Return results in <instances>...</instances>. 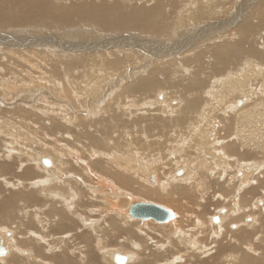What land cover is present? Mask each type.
<instances>
[{"label": "bare ground", "instance_id": "6f19581e", "mask_svg": "<svg viewBox=\"0 0 264 264\" xmlns=\"http://www.w3.org/2000/svg\"><path fill=\"white\" fill-rule=\"evenodd\" d=\"M234 2L235 0H231L230 2L232 5L231 6L232 8L230 10L235 9L234 16H231L230 15L231 12L229 11L226 21L221 24V22L219 21L220 19L219 13L220 11H222L223 13V10L225 8V7H221L222 4L221 0H206V4L204 6L202 5L197 8L193 6L192 10L190 11L188 10V12H179L182 2L178 0H156L155 2H153V4L146 3L143 1L142 3H140V0H0V28L3 27H5V29H7V27L13 28L12 31H9L7 33L0 32V65H2L0 67V70L4 71L3 74H0V83H4L5 86H9L10 88L14 80L10 78L7 79L5 74L8 73L12 75V77H14L15 79L20 77L16 75L17 74L16 68L22 62L26 65L31 66L35 70L39 71L41 76L37 78L38 80H35V78L31 75L30 72L27 73V75L31 78L32 83L30 84L24 83L23 86L20 85L23 88L21 91L24 94H27L25 95L24 98H22L23 100H20L19 98L17 99L13 95L15 97V100L17 99L16 100L17 105L18 103L25 101L26 107L33 103L35 104L33 105V108L35 107L39 109V107L42 108V105H45L46 109H50V106L44 103L46 101L47 102L55 101L58 105H62L63 101L61 102V100H59L60 98H58V93L60 91V93H62L63 95L65 89L68 93L67 96L68 100L64 101L63 103L69 105V107L68 106L67 107L70 109V111H68L69 109L66 110L63 108H62L63 109L62 112L51 111L50 114L57 115L56 117L58 118L56 119L53 118L54 119L53 125L52 124L49 125L48 123V126L50 130L51 129L52 130L56 129L57 131L60 130L58 133L63 134L61 136H66L68 133H69L68 136H70V132L71 133L76 132L75 138L76 139L81 138L83 140V143L86 144L85 146L84 145L81 146L82 149L81 154L73 155L75 158L74 160L72 159V162L74 161L77 162L79 168H76L71 164H64V167L67 168L65 172L63 171V165H62L63 162L61 161V157L60 156L54 157L52 155L55 152H57L56 149L59 147L58 144L59 141L56 140L57 137L56 135L58 134H53V136L49 134L51 140L53 141V144H48L47 146L48 148H42L41 151L39 152L34 150L36 152V155H29V153L27 152L29 151L28 149L26 150V152L24 151L21 152L22 157L23 156L26 157L28 155L29 159L32 160V162L34 163V165L38 170L43 169L42 160L45 157L42 156L43 155L47 156L48 153L49 156L52 155L54 157L53 160L55 166L57 163V166L60 165L62 169H59L57 167L51 168V170L49 171V176L47 175L48 178L46 179H41L40 178L41 175L35 173L36 176L33 179H31V181L33 182L29 184L25 182H21V180H17L18 184L15 185V190L21 189L22 187H24V189L25 188L32 189V187L34 186L36 189H32L33 193L39 194L40 197L44 199L45 203H47L46 207L47 206L51 207L50 213L48 214V216L51 215L50 219L49 218L42 219L38 214H36L35 216L37 220L40 218L41 221L38 222L39 225L38 232L33 231L34 234L37 236L36 239L32 241L35 247L34 250L33 249L31 250V253H33V258L28 257L19 261H23L24 262L23 264H40L38 262L39 256H42L40 254H42V250L44 249V247L41 245H43L42 241L45 240L43 239L41 240L39 239V237L46 236L45 234L47 233L46 228L44 227L45 226L44 222L49 223L50 221H52L53 224L50 227L54 226L59 228L60 230H66L69 232L73 230L72 223L70 221L72 220V222H75L77 221V219H80V220H84L83 225L85 227H87L86 225H89L90 222L93 223L92 227L94 232L103 231L104 225L100 226L99 223L95 224L100 220L98 219L92 220L91 218L94 217L86 218L85 213H87L88 211L90 213H94L93 215L97 216L98 218L104 216L103 212H107L110 215L113 214L114 216L112 219H110L109 225H108L109 220L107 221L106 224V226H109L110 232L112 231V233L120 234L121 232L124 231V228L129 223L133 225L136 224L140 225L136 230L137 232L136 240L141 241L142 243L141 251H140L142 258L140 260H136V262H132L131 264H176V262L180 260L182 261L189 260L188 263L186 264H212L216 260H220L221 261L220 264H222L223 262L224 264H246L254 259L264 261V200H261L258 203L255 202L256 199L254 200V202L251 201L250 199H246V202L247 200H250L252 202L251 205L254 204L253 208L255 209L253 210L255 211L254 212L255 215L251 216V221L249 220L250 221L249 223H246V221L243 220V216L245 215H242V217L237 216L233 218L234 216H236L235 210L247 209L245 206L244 207L240 206L241 198L242 196H244V195L240 196V194L243 193L242 192L243 189L244 190L247 189L249 185H252V183H254V185H252L254 188L253 192L259 189L264 190L263 188L264 181L260 182V179L264 177V173L263 175L260 174L261 170L262 169L264 170V157L263 160L262 159L258 160L257 164H255L252 167L248 165H243L241 166L240 170H239L240 167L237 168L239 172L240 171L242 172L241 174H244V176L243 179L241 180L242 184L237 189V193L235 195V199H234V201L236 202V204H234L235 209L233 208L234 210L232 209L226 214H223L222 210L221 211L219 210L220 214L218 217L220 223H218V225H216L215 227L213 226L214 224L213 225L211 224L212 225L211 228L213 232V235L211 236V240H210L211 244L208 245V241L203 240L201 238V235L203 234L202 236H204L205 233H207L208 231L204 232V230L201 231L199 228L198 230H200L201 232L195 230L197 223L198 225L200 224V226H202L203 224H201V222L203 221L199 220L200 218L199 216L196 215L194 216V213L188 214L186 217L188 218V220L186 219V221L192 222V227H188L184 224L183 222L184 220L179 213L177 215L175 212H174L175 214L172 212L175 217L172 221H170L171 223L170 222L166 223L168 224V226H160L161 228H157L152 231V229L148 226L152 220L141 221L138 219H132L128 215L130 206L133 203H140V202L132 201L130 197L132 196L139 198L138 196H135L133 193L143 192L142 188H139L138 184H143L145 185V187L147 186L152 192L157 193L158 196L163 197L168 201L171 200L181 201L184 202V204L186 203L184 199L187 197V189L194 188L196 189V192L200 195V197L198 198L200 202L205 203L207 199V195H202L203 193L200 192H203V190L207 191L206 190L207 187L205 186H208V183L211 180H209V182H206V180L209 179V176L213 175V171H217L218 169H221V166H223V168L227 167V165L229 164V160H231L230 156L227 154L228 149L230 150H234V149L231 146L228 147L229 143L226 144L225 146H221V148L223 147V149L221 150L223 151V153L219 158L215 155H210L208 153H205L206 159L208 160L212 159L215 162L206 165L204 162L200 160L197 166L193 170H191L192 167L191 161L194 160L195 158L189 155L183 157L189 149L188 148L189 144H187V147H185L184 150H182L181 149L182 145L180 143L176 145V142H174V137L169 139L171 136L169 134L168 135L165 134V138L167 139V141L166 140L163 141L160 139L161 141L156 140L154 144H158L159 146L164 147L163 151L166 153V149L168 148L167 147L168 145L166 143L169 141L170 143L171 141H173L174 143L171 144L168 154L166 155L164 153L165 156L164 157L163 155L161 156L162 159H168V162L169 161L172 162L175 166H178L179 164L181 165L182 162H185L188 165L189 171L186 172L185 177L180 178L181 175L178 176L176 174V172H178L177 170L178 169L180 170V168L178 167L176 170H173L175 172L171 177L169 176V178H162L161 177L162 174H160L159 179L162 178L163 181L160 180L156 182L155 179L157 176L156 172H158L159 170H157V168L155 167L154 161H148L146 157L141 154V152H138V148L134 147L135 141L134 142H131V140L130 142L129 140L125 141L124 146L121 148L119 145L120 142L118 136L115 137L116 139L111 138L112 136L111 137L104 136L103 138H101L100 136H98V132L100 131L98 130L90 131V127L95 125L100 119L96 120L97 118H94L93 121H91L90 119L87 118L88 113L85 111V106H82L81 104L79 105L77 101L76 104L74 103V101L73 102L71 101V99L74 98L76 99L77 96L76 92L82 87L81 81H88L89 84L91 83L103 84V80H102L103 78L109 79L114 75L121 73L125 65H134L132 61L134 60L138 61L139 56L146 57V60L139 61L138 62L139 64H142L143 62L145 63L147 62L146 65L148 64L155 65L154 68H152L150 74L142 79L141 85L140 87H138V91L140 92H144L145 90L148 89H153L154 87H157L156 88L157 90L163 88L164 87L163 79L167 75L168 68L175 66H179L181 72L186 73V75L184 76L185 79L182 80L184 83H188V80L190 78L192 79V81H196V80L198 81L202 78V74L200 72L196 73V75L189 78L187 73L191 68L184 63L182 64L177 56H172L179 53V51L190 50L192 46H194L197 43H200V46L198 49L199 54L194 58L195 62H205L204 60L205 57L208 58L210 56L211 59L215 61V65L218 67V71L214 73L216 75L226 74L225 72H228L229 70H233L235 68L234 71L226 74L223 85H219L222 82V80H215V78L211 77V79H213L212 81H215L218 84L215 85V90L219 88V86H222L218 89V93H217V96H219V100L221 103V104L218 103L217 105L218 108H222L223 105H225L229 101V98L235 93L241 91L242 92H248L250 90L253 91L251 87L254 81L262 80L264 82V61H261L259 59L256 60L255 58V56H258L261 57L260 59L264 60V49L259 48V46L262 44L261 40L263 38L260 36V34L262 33V31H264V0H242L239 2L241 3V5L239 6H237V2L236 3ZM151 5L153 6L150 7ZM179 13L181 16L179 15ZM239 19H242L241 25L237 24ZM174 20L175 22H173ZM78 25H81L83 27L95 26L97 28L102 29L103 31L110 33L119 31V32H134L135 34L120 35L122 37V40H116L114 37H107L101 39V42L99 43V38L96 35V33H93L91 31H83V30L80 31V29H78L77 32L73 30L71 31V33L68 34L65 43L60 42L59 39L56 38L58 35L63 33L65 28H70V27L72 28ZM23 26H29V27L24 29H18V27H23ZM34 27H46L48 31L42 34L35 33ZM167 29H170L171 32L172 30H174V32H172L173 34H175L174 38L172 37L169 39H155V40L153 38L151 39V36H154L160 32H164ZM232 33H236L235 35L237 36L236 37L234 36L235 37L234 39H227L226 34L232 35ZM138 35L139 36L145 35L147 36L146 37L147 39H141L138 37ZM77 39L96 40L97 43H82V42H77ZM175 39L176 40L180 39V41L175 42ZM98 45L99 47L108 46L105 47V49H116L117 56H112L111 58H109V56L104 54V52L93 53L92 51L94 49H97ZM35 50L42 53L45 59L47 60V64H43L44 66H46L45 69L41 70L37 64H32V60L34 56H31L29 54L34 53ZM5 55L9 57V60L6 61L4 60ZM73 55L77 57H73ZM250 60H252L253 63H250ZM5 63H9V65H6ZM79 65L84 69L81 71V74L78 72L77 75L79 76L75 78L74 71ZM143 67H145V65H140L138 69ZM148 67L149 65L146 67V71H148ZM250 73L252 74L251 76ZM43 74L46 75V79L47 81L49 79L50 83H47L46 81V84L41 86L40 83L43 82V80L45 79V76H43ZM59 74H62L61 80L57 76ZM170 80L171 78L169 79V81ZM202 83L199 84V86L202 85ZM56 85H59L61 87L59 86L56 87ZM136 85L137 84L133 86ZM12 86L11 87L13 88V90L11 89L10 92H13L12 94H17L19 90L18 86H14V85ZM47 87L50 90L48 92H47L48 89ZM56 89L58 90V92H54V90ZM196 89L197 86L193 85L194 93L197 92ZM262 89L264 91V86L262 87ZM10 92H8L7 94L9 95ZM42 95H46V98L45 96ZM40 97H44L43 99L44 102L37 104ZM256 102L261 104V106H264V98L258 97L256 98ZM16 103L11 102L10 104H5V103L3 104L9 106ZM23 106L22 105L16 106L17 109L11 112V115L14 116L11 118H16V120L17 119L20 120L19 127L21 126V122H23L25 116L29 115L28 113L29 110ZM92 107H93L92 109H90L89 107L87 109H89L90 112L95 111L96 114V111H98L100 106L95 107V105L92 104ZM245 107L246 106H243L240 110L245 109ZM106 108L107 106H105L101 110L102 115L105 114ZM46 109H43L41 111H43L44 114L48 115L49 110ZM238 110L239 109H237V111ZM120 111H125V110H120ZM211 112H212L211 114L205 113V115L207 114L208 116L209 115L213 116L215 114V111H211ZM246 113L247 114H243V112H240L239 118L243 122L246 120L247 123L249 121V119L247 118L249 116L248 113H254V111H250L248 109ZM1 114H0V118H3V115L5 116V114L3 115ZM105 115L107 116V114ZM122 116L125 115L122 114ZM198 116L200 115L198 114ZM127 117H129V115H127ZM50 118H52V116ZM129 119L130 117L128 118V120ZM30 122H27V124ZM186 122H187L186 120H182L180 118L174 119L171 120L170 122L171 124L168 123L169 125L167 128L171 126L170 129L172 130L177 129L178 131H182L180 133V137H179L180 139H183L186 136V135L184 136V134H187L188 135L187 137H189V135L192 134L191 144L192 145L195 144L194 145L196 146L195 149L198 150L199 152L198 154L200 155L201 153L202 155L203 154L202 147L207 146V144L210 142L209 139L207 138L208 136L204 135L202 137L203 134L202 132L204 130V126L206 123L191 127V125L186 124ZM259 122L258 120H255L254 122H252V124L257 125L258 127H262V125L259 126L261 124ZM182 123H185L186 126L187 125L188 126L181 127ZM75 125H80L81 127L80 132H78L77 128H75ZM147 126H149V128L150 127L153 128V126L150 125L149 123L147 124ZM13 127L14 126H12V128ZM29 128L31 127L29 126ZM21 129L24 130V128ZM17 130L18 129H16V131ZM48 132H50L49 129ZM145 132H146V138L147 139L151 138L148 132L147 131ZM2 133L0 132L1 137L3 135ZM5 133H8V131ZM128 133L129 132H126L125 136L128 135ZM169 133L172 134L171 131ZM241 133H242L241 139L242 140L245 139V141L246 140L249 141L247 139L249 137L246 138L247 136L246 132L243 131ZM119 134H122V132ZM7 135H9V133ZM248 135L250 136L251 134ZM3 136L4 138L6 137L5 135ZM252 136L253 135H251V137ZM255 137L256 136H254L253 139ZM7 138L9 139V137ZM11 139H13V142L6 143L11 147V149H9L8 152L19 153L17 150H15L16 148L13 149L14 145L18 144L16 143L17 142L16 138L11 137ZM29 139H25L24 137L23 142L24 141L28 142ZM219 139L221 138L215 140L216 143H218ZM239 139L240 138H238V140ZM249 139L251 142V138ZM255 144L258 145L257 138ZM24 146L25 145H23L22 147ZM93 147H98L102 149V151H104L102 155L105 156V160L104 162H100L101 160H97L96 162H94L95 160L91 158L92 162H90L89 165H86L83 162L87 160V153H89L88 149L92 150L91 148ZM259 148L260 149H258L256 152L261 151L264 154V144H260ZM106 152H108L109 155H107ZM100 153L94 154V156L97 155L99 156ZM261 156L259 157L257 156V157L260 158ZM20 157L21 156H19V158ZM44 160H50V159H44ZM226 163L227 165H225ZM165 165L166 164H162V167ZM50 167L52 166L50 165ZM232 167L233 170L235 171L236 166L232 165ZM253 170L254 172L250 174ZM160 171H162V169ZM70 172L74 173L75 175L70 180H65L66 175ZM26 173L28 172H25V174ZM183 173H185V170L182 171V175ZM204 174L206 175L205 180L201 179L200 177ZM4 177L5 176L3 171L0 170V179L1 178L4 179L3 184L5 185V187L8 186L10 187L12 185L11 182H9L7 177L5 178ZM85 178L86 180L84 181ZM150 178H153L154 183L151 182ZM193 178L194 180H191ZM36 179L37 181H35ZM189 179H190V186L188 187L182 185H175V184L173 185V183L177 181L189 182ZM196 179L198 180V182H196ZM237 180L240 181L239 179ZM62 181L65 182L61 184ZM150 183L152 185L149 186ZM194 184H198V187L197 186L193 187ZM255 185H259L260 186L259 189L258 188L255 189L254 187ZM83 186L85 188H83ZM175 187L177 188L181 187L184 189V191L177 192L176 190H174ZM49 196L50 199L51 197H53L56 200H51V202L49 203ZM17 197H19V195H16L15 197L12 196L5 198L4 201L0 203L1 204L0 207L4 203H6L5 201L11 202V200L14 201L15 199H17ZM79 197H82V201L79 199ZM29 199L30 196L28 195L27 200ZM39 199L37 201L41 200ZM95 199H97V202L99 200L102 201L104 205L99 207V209L97 210L95 209L91 210L95 205L94 204ZM84 200L86 203L80 204L81 202H84ZM18 201L19 198L17 202ZM39 203L37 205H39ZM243 203L244 201L242 202V205ZM256 203L260 204L261 206L260 205L257 206ZM74 206H75L74 208L75 211L72 212V209L69 208H73ZM88 207H91V209L89 210ZM37 210L39 212H42L43 210L46 209L40 208ZM198 210H202V209L198 207L197 211ZM24 213L26 216H28L29 215L28 209H25ZM250 214H252V211L250 212ZM26 219L27 221H29L28 220L29 218ZM231 223H236V226L234 227L235 228L234 231H231L230 229L226 228L227 224L230 225ZM75 226H76L75 227L76 230L77 222ZM243 226H247V227L244 228ZM141 231L143 232L142 234H146V235L140 236L139 233H141ZM41 232H43L44 235L42 236L39 235L41 234ZM6 233L7 236L10 235L8 232H5V235ZM218 233H220L221 235H217ZM7 236L0 238V243L3 242V246H5L7 250L6 256L8 255L10 249L8 245L9 242L7 243ZM77 238H79V242L84 244L85 249L90 247L92 241L91 234L87 235L85 234V232H83L82 235ZM122 239L128 243L129 242L134 243V240H132L133 238L123 237ZM148 240L152 242V244H150ZM86 241H88L87 244ZM254 242L255 243L258 242V244L254 246L253 244ZM19 244H21V246H24L23 242ZM229 244L230 245L233 244V245L230 246ZM98 245L99 248L101 246L107 247L103 237L101 238L99 237ZM211 247L214 248L211 249ZM227 248H232L233 251L225 252ZM69 249H71V247ZM79 249L81 248H78V251ZM70 251H76V250H69V252ZM65 252H68V250H65ZM79 252L81 253L80 259H82L83 257V260H80V262H83L85 259H89L93 264V260H94L93 254H89L87 253V251H79ZM114 254L115 253H112L111 255L112 260ZM124 256L127 259L126 261L127 263L129 258L127 255ZM172 258L176 261L172 262L173 261L171 260ZM101 259L103 261L104 258L101 257ZM3 260L7 261L6 262L7 264H15L16 259L14 256L10 257L7 260L6 257L0 258V262H3ZM66 264H73V263L71 261H67Z\"/></svg>", "mask_w": 264, "mask_h": 264}, {"label": "rangeland", "instance_id": "374dc122", "mask_svg": "<svg viewBox=\"0 0 264 264\" xmlns=\"http://www.w3.org/2000/svg\"><path fill=\"white\" fill-rule=\"evenodd\" d=\"M142 1L146 2V3H150V4L152 3L153 4V2H155L156 0H140V3H142ZM178 1L182 2L179 12H188V10L189 11L192 10L193 6H195L197 8V7H200L202 5L204 6L206 4V0H178ZM229 1L231 2V0H221V3H222L221 7H225L223 10V13H222V11H220V13H219V17H220L219 21L221 22V24L226 21V18L228 16L229 11L231 12V14H230L231 16H234V14H235V9L230 10L232 8L231 7L232 5ZM240 1H242V0H235L234 3L237 2V6H239V5H241V3H239ZM152 6L153 5H151L150 7H152ZM179 15H180V13H179ZM173 22H175V20ZM241 22H242V19H239L237 24L241 25ZM27 27H29V26L18 27V29H24ZM34 28H35L34 29L35 33L42 34V33H46L48 31V29L46 27H34ZM12 29L13 28H11V27H7V29H5V27H3V28H0V32L1 33H7L9 31H12ZM78 29H80V31L81 30L91 31L93 33H96V35L99 38V43L101 42V39H103V38L114 37L116 40H122V37L120 35L135 34L134 32H119V31L110 33V32L103 31L102 29L97 28L95 26L83 27L81 25H78V26H75L72 28L71 27L65 28L63 33L58 35L56 38L59 39L60 42L65 43L66 37L68 36V34L71 33V31H73V30H75V32H77ZM172 32H174V30H172ZM172 32L170 29H167L164 32H160L154 36H151V39L153 38L155 40V39H169L172 37L174 38L175 34H173ZM256 33H255V35H256ZM235 34L236 33H232V35L226 34V38L227 39H234L237 36ZM260 36L263 38L261 40L262 44L259 46V48L264 49V31H262ZM138 37L141 39H147L146 38L147 36H145V35H142V36L138 35ZM176 41H180V39H178V40L175 39V42ZM77 42L97 43L96 40H90V39H77ZM199 46H200V43H197L194 46H192V48L190 50L179 51V53L172 55V56H177L182 64L184 63L191 68L189 70V72L187 73L189 78L193 77L194 75H196V73H199V72L202 74V78L198 81L196 80L197 82L192 81V79L190 78L188 80V83H184L182 80L185 79L184 76L186 75V73L181 72L179 66H175V67L168 68L167 75L163 79V81H164V83H163L164 87L163 88H160L159 90H157L156 89L157 87H154L153 89H148V90H145L144 92H140V91H138V87H140L142 79L147 77V75L150 74V72L152 71V68H154L155 65L148 64L149 65L148 71H146V67L148 66V65H146L147 62L146 63L143 62L142 64L138 63L139 61H145L146 57L139 56L138 61H136V60L132 61L134 63V65H125L123 67L121 73L116 74L109 79L103 78L102 79L103 84H96V83L89 84L88 81H81L82 87L76 92L77 93L76 99L75 98L71 99V101L72 102L74 101L75 104L77 101L79 103V105L81 104L82 106H85V111L88 113L87 118L90 119L91 121H93L94 118H97L96 120L100 119L95 125L90 127V131H94V130L100 131V132H98V136H100L101 138H103L104 136H107V137L112 136L111 138L116 139L115 137L118 136L119 142H120L119 145L121 148L124 146L125 141H128V140H129V142H130V140H131V142L135 141L134 147L138 148V152H141V154L143 156H145L148 161H154L155 167L157 168V170H159L158 172H156L157 173V176L155 178L156 182H158L160 180L163 181L162 178H169V176L171 177L173 175V173L175 172L173 170H176L178 167L180 168V170L179 169L177 170L178 172L185 170V173H183V175L181 174L180 178L185 177L186 172L189 171L188 165L185 162H182L181 165L179 164L178 166H175L172 162H170V161L168 162V159H162L161 156L163 155V157H164L165 154L166 155L168 154L169 148H170L172 143L176 142V145L178 143H180L182 145V147H181L182 150H184V148L187 147V144H189V147H188L189 149L183 157H186L187 155H189V156H192L193 158H195L194 160L191 161L192 162L191 170H193L197 166V164L200 162V160L202 162H204L206 165H208L209 163L212 164L213 162H215L212 159L211 160L206 159L205 153H208L210 155H215L219 158V157H221V154L223 153V151H221L223 149V147L221 148V146H225L226 144L229 143L228 147L231 146L234 149V150L228 149L227 154L231 158V160H229V164L227 165V163H226L225 165H227V167L223 168V166H221V169H218L217 171H213L212 176L208 175L209 179L206 180V182H209V180H211V181L208 183V186H205V187H207V189H206L207 191L203 190V192H200V193H203L202 195H207V199H206L205 203L200 202V200L198 199L200 197V195L196 192V189H194V188L193 189L192 188L187 189V197L184 199L186 202L185 204H184V202H181V201H174V200L168 201V200L164 199L163 197L158 196L157 193L152 192L147 186L145 187V185H143V184H138L139 188H142L143 192L133 193L135 196H138L139 198L130 196L132 201L156 204V205H159V206L166 208L167 210L172 211L173 213L175 212L177 215L179 213L184 220L183 221L184 224L188 227H192V222L186 221V219L188 220V218H186L187 215L194 213V216L195 215L199 216L200 217L199 220L203 221V222H201V224H203V225L200 226V224L198 225V223H197V225H196L197 228L195 227V230L198 232H201L203 230H204V232L208 231L204 235L206 238L204 236H202L203 234L201 235V238L203 240H207L208 245H209V244H211L210 240H211V236L213 235L211 227L213 224H214L213 226L215 227L216 225H218V223H220V221L218 223H215L213 221L214 217H218L221 210H222L223 214H226L230 210H232L233 208L235 209V205H234V204H236V202L234 201L235 195L237 193V189L242 184L241 180L243 179V176H244V174H241L242 173L241 171L239 172V170L241 169V166L248 165V166L252 167L255 164H257L258 160H261V159L263 160V157H264L263 152L258 151L259 152L258 153L256 151L258 149H260L259 148L260 144H264V136H263L264 135V119H262V118H264V110H263L264 106H261V104L256 102V98H258V97L264 98V91L262 89V87L264 86V82L262 80L254 81L252 84V87H251V89H253V91L250 90L248 92H242L241 91V92L235 93L229 98V101L225 105H223L222 108H218L217 105H218V103H220V100H219V96H217V93H218V89L222 86H219V88H217L215 90V85L217 83L215 81H212L213 79H211V77L215 78V80H222V82L219 85H223L226 74L234 71L235 68L233 70H229L228 72H225L226 74H219V75L214 74L215 72L218 71V67L215 65V61L212 60L210 56L208 58L205 57V59H204L205 62H195L194 61V58L199 54L198 53ZM105 47H108V46H102V47L100 46L99 47V45H98V48L94 49L92 52L93 53L104 52V54L108 55L109 58H111L112 56H117L116 49H105ZM29 55L34 56V58L32 60V64H37L41 70L46 68V66H44L43 64H47V60L45 59V57L42 53L35 50L34 53H30ZM73 57H77V56L73 55ZM4 58H5L4 59L5 61L9 60V57H7L6 55L4 56ZM255 58H256V60L259 59L261 61H264L263 59H260L261 57L255 56ZM40 62H41V64H40ZM250 63H253V61L250 60ZM5 64L9 65V63H5ZM140 65H145V67L138 69ZM1 66L2 65H0V67ZM83 69L84 68L79 65L76 68V70L74 71V77L77 78V76H79V75H77L78 72L81 74V71ZM256 70H257V68H256ZM0 71H1L0 74H3L4 71L3 70H0ZM145 71H146V73H145ZM28 72L31 73V75L35 78V80H38L37 78L41 76L39 71L35 70L31 66L26 65L22 62L16 68V73H17L16 75L20 76V77L15 79L14 77H12V75H10L8 73L5 74L7 79L10 78V79L14 80L12 85L18 86V89H19L18 93H17L18 96H17V94H12L13 92H10L11 89L13 90L12 85H11L12 87L10 86V88H9V86H5L4 83H0L1 84L0 86L1 87L3 86L2 88L0 87V90H1L0 94L2 96V97L0 96L1 97L0 98V101H1L0 111H2V112H0V114L2 113L1 115L5 114V116H6L5 117L3 115V118H0V125H1L0 126V132L1 133L3 132L2 134L6 136L5 137L6 139L4 138L3 135H2V137L0 136L1 137V140H0V144H1L0 145V154H1L0 155V159H1L0 160V170L3 171L4 176L7 177L9 182H11V184H12L10 187L9 186L5 187V185L3 184L4 179L3 178L0 179V186H1L0 187V194H1L0 195L1 196V198H0L1 202L0 203H2V201H4L5 198L12 197V196L15 197L16 195H19V197H17V199H15L14 201H12V200H11V202L5 201L6 203H4L0 207V235H1L0 238L7 236V233L5 235V232H8L10 234V235L8 234L9 236H7V243L9 242L8 245H9L10 249H9L8 255L5 257L7 260L10 257L14 256L16 259L15 264H23L24 262L19 261V260H23L24 258H28V257L33 258V253H31V250L32 249L34 250L35 247H34V243L32 241H34L37 237L33 231L38 232V229H39L38 222L41 221L40 218L37 220V218L35 217L36 214L40 215V217L42 219H45V218L50 219L51 218V215L48 216V214L50 213L51 207H48V206L46 207L47 203H45L44 199H42L39 194L33 193L32 189H36V188L34 186L32 187V189H29V188L24 189V187H22L21 189L15 190V185L18 184L17 180H21V182H25V183L29 184V183L33 182V181H31V179H33L36 176L35 173L40 174L41 179L48 178L49 171L51 170V168L57 167L59 169H62L60 165L57 166V163L55 166V163L53 160L55 156L61 157V161L63 162L62 165H63V171L64 172L67 170V168L64 167V164H71L72 166L79 168L77 162H75V161L72 162V159L74 160V158H75L73 155L81 154V151H82L81 146L86 145L85 143H83V140L81 138L80 139L75 138L76 132L75 133L70 132V136H68L69 133L66 136H61L63 134L58 133L60 130L59 131H57L56 129L50 130V128L48 126V123H49V125L50 124L53 125V120H54L53 118H55V119L58 118V117H56L57 115H51L50 114L51 111L62 112L63 109H66V110L69 109L68 108L69 105L66 103H63L64 101L68 100L67 99L68 93L65 89H64L63 95H62V93H60V91L58 93V98H60L59 100H61V102L63 101L62 105H58L55 101H49V102L46 101L44 103V104L50 106V109H46L45 105H42V108L39 107V109L35 108V107L33 108V105H35L33 103L26 107L25 101H22V102L18 103V105H17L16 100L18 98L20 100H23L22 98H24L25 95H27L21 91L23 89L22 88L23 84L24 83H27V84L32 83L31 78L27 75ZM25 75H27V76H25ZM251 75L252 74L250 73V76ZM43 76H45V79L43 80V82L40 83L41 86L45 85L46 81H47L46 75L43 74ZM57 76L60 80L62 79V74H59ZM170 78H171V80L169 81ZM201 80L203 81V83ZM47 83H50L49 79H48ZM201 83H202V85L199 86V84H201ZM135 84H137V85L133 86ZM20 85H22V86H20ZM193 85L197 86L196 90L198 93L197 92L194 93ZM58 86L59 85H56V87H58ZM59 87H61V86H59ZM48 91H50L49 88L47 89V92ZM8 92H10L11 94L9 93V95H8L7 94ZM54 92H58V90L56 89V90H54ZM13 95L17 98L16 100H15V97ZM42 96H45V98H46V95H42ZM213 97H215V98H213ZM43 99H44V97H40L37 104L44 102ZM193 99L195 100V102ZM2 102L5 104H10L11 102L16 103V104H12V105L7 106V105H4ZM91 102H94V103H91ZM240 103H241V105H239ZM92 104H94L95 107L100 106L98 111H96V114H95V111L90 112L89 109H87L88 107L90 109H92L93 108ZM19 105H22V106L24 105L23 107H26L30 111V112L28 111L29 115H26L24 119L21 118V119H23V122H21L20 127H19L20 120H18V119L16 120V118H11V117H14L11 115V112L13 110L17 109L16 106H19ZM229 105H231V106H229ZM105 106H107L106 111H105V114H107V116L105 114L102 115V112H101V110ZM243 106H246L245 109L240 110ZM1 107H3V108H1ZM8 109L10 112L8 111ZM43 109L49 110L48 115L44 114V112L41 111ZM237 109H239L238 110L239 112L237 111ZM248 109L250 111H254V113H248L249 116L247 118L249 119V121H248L249 123L248 122L246 123V120L243 122L239 118V113L243 112V114H247L246 112ZM120 110H125V111H120ZM68 111H70V109ZM211 111H215V114L213 116H210V115L208 116L207 114L205 115V113L211 114L212 113ZM162 113H164V114H162ZM55 114H57V113H55ZM122 114H124L125 116H122ZM198 114L200 116H198ZM127 115H129V117H130L129 120H128L129 117H127ZM49 116L50 117L52 116V118H50ZM4 117H5V119H4ZM179 118L182 120H186L187 121L186 124L191 125V127L206 123L204 126V130L202 132L203 133L202 137L204 135L208 136L207 138L209 139L210 142L207 144V146L202 147V149H203L202 155H201V153H200V155L198 154L199 152H198V150L195 149L196 146H194L195 144H193V145L191 144V141H192L191 135L192 134L189 135V137H187L188 136L187 134H184V136L185 135L186 136L183 138L184 139L183 140V139L179 138L180 133L182 131H178L176 129V127H175L176 130L170 129L171 126H169V128H167L168 125L171 124L170 123L171 120L179 119ZM199 119H200V122H199ZM47 120H49V121H47ZM255 120H258V122L260 121L259 123H261V124L259 126L262 125V127H258L257 125H253L252 122H254ZM197 121H198V124H197ZM27 122H30V123L27 124ZM148 123L150 125H152L153 128L152 127L149 128V126H147ZM9 124H10V126H9ZM186 124L182 123L181 127H185ZM28 125L31 128H29ZM12 126H14V127L12 128ZM21 128H24V130ZM47 128L49 129L50 132H48ZM75 128H77L78 132L81 131L80 125H75ZM16 129H18L19 131L18 130L16 131ZM99 129H101L102 132ZM149 129H150V131H149ZM73 130H75V129H73ZM7 131L9 133V135H7L8 133H5ZM15 131L18 133H16ZM145 131L148 132V134H149V136H151V138H149V139L146 138V132ZM170 131L172 132V134L169 133ZM243 131L246 132V135H247V136L245 135L246 138L247 137L251 138V142H250L249 138H247L249 141H247V140L245 141V139H243V140L241 139V136H242L241 132H243ZM62 132H65V131H62ZM121 132H122V134H119ZM126 132H129V133H128V135L125 136ZM24 133H25V135H24ZM49 134L52 136H53V134H58V135H56L57 136L56 140L59 141L58 142L59 147L56 149L57 152L52 154L54 157L52 155L49 156V153L47 154V156H44V155L42 156V157H45L47 159H50L49 161H50L52 167H46V166L44 167V165H42L43 164L42 163L41 165H42L43 169L38 170L36 168V166L34 165V163L32 162V160L29 159L28 155L26 157L25 156L22 157L21 152H23V151L26 152V150L28 149L29 151H27V152L29 153V155H36L35 151L39 152V151H41L42 148H48L47 147L48 144H53V141L51 140ZM165 134H167V135L169 134L171 136L169 139L174 137V142L171 141V143H170V141H169L166 143L168 145V146L166 145L168 147L166 149V153L163 151L164 147L159 146L158 144H154L156 142V140L157 141H161V140L167 141V139L165 138ZM248 134H251L253 136L251 137V135L249 136ZM124 136H125V138H124ZM254 136H256L254 138L255 141L257 138L258 145L255 144V141L253 139ZM7 137H9V139ZM11 137L16 138V140H17L16 143H18L19 145L15 144L13 149L16 148L15 150H17L19 153L12 152L13 153L12 154L11 152H8V150L11 149V147L6 143L13 142V139H11ZM24 137H25V139L30 138L28 140V142L27 141L23 142ZM218 138H221V139H219L218 143H216L215 140ZM238 138H240V139L238 140ZM187 139H189V140H187ZM75 140H76V142H75ZM3 141H5V142H3ZM74 142H75V144H74ZM148 143H150V144H148ZM44 144H46V145H44ZM210 144H213V145H210ZM16 145H17V147H16ZM23 145H25V146L22 147ZM208 145H209V147H208ZM85 149H87V148H85ZM91 149L92 150L88 149L89 153H87V160L84 161L83 163L86 165H89V163L92 162L91 158H93L95 160L94 162H96L97 160H101L100 162H104L105 156L102 155V153L104 151H102V149H100L98 147H93ZM249 150H252V151H249ZM200 152H201V150H200ZM98 153H100L99 156L98 155L94 156V154H98ZM106 154L109 155L108 152H106ZM245 155H247V156H245ZM19 156H21L20 157L21 159L19 158ZM257 156L258 157L261 156L262 158L261 157L258 158ZM155 157H157V158H155ZM162 164H166V165L162 167ZM232 165L236 166L235 171L233 170ZM237 168H239V170ZM47 169H49V170H47ZM161 169H162V171H160ZM181 169H184V170H181ZM25 172H28V173L25 174ZM178 172H176V174ZM253 172H254V170L250 174H252ZM263 173H264V170L262 169L260 174L263 175ZM160 174H162L161 175L162 178L159 179ZM10 175H12V176H10ZM74 175L75 174L72 172L68 173L66 175L65 180H70ZM200 177H201V179L205 180L206 175L204 174ZM237 179H239L240 181H238ZM85 180H86V178L84 179V181ZM191 180H194V178ZM35 181H37V179ZM149 181H150V179H149ZM262 181H264V177L260 179V182H262ZM63 182H65V181H62L61 184H63ZM196 182H198L197 179H196ZM174 184L188 187V186H190V179H189V182L177 181V182H174L173 185ZM150 185H152V184L150 183L149 186ZM252 185H254V183H252ZM252 185H249L247 187V189H245V190L243 189L244 190V191L242 190L243 193L241 192L242 194H240V196L244 195L241 198L240 206H242V207L245 206L247 209L243 210L241 208L242 210H239V209L235 210L236 216L233 215L234 216L233 218H235L237 216L242 217V215H245V216H243V220H245L246 223H249L251 221V216L255 215V213H254L255 211H253V210H255L253 208L254 204L251 205L252 204L251 201L254 202V200L256 199L255 202L259 203L261 200H264V190L259 189L260 184L254 186L255 189H257V188L259 189V190H256L254 192H253L254 188ZM195 186L198 187V184H194L193 187H195ZM83 188H85V187L83 186ZM248 188H249V190H248ZM263 188H264V186H263ZM19 190H20V192H19ZM174 190H176L177 192L184 191V189L181 187H178V188L175 187ZM246 190L250 193V195ZM28 195L30 196L29 200H27ZM31 195H32V198H31ZM219 196H221V197H219ZM39 197L41 200L39 199ZM82 197H79V199L81 201H82ZM18 198H19V201H21V202H19V201L17 202ZM33 198H34V200H33ZM38 199L40 201H37ZM246 199H250L251 201L247 200V202H246ZM51 200H56V199L53 197H51V199H50V196H49V203L51 202ZM243 201H244V203L242 205ZM94 202H95L94 203L95 205L93 206V209H91V207H88L89 210L90 209L91 210H94V209L97 210V209H99V207L104 205L103 202L100 200L97 202V199H95ZM11 203H13V204H11ZM38 203H39V205H37ZM84 203H86L85 200H84V202H81L80 204H84ZM258 203H256L257 206L260 205ZM198 207L201 208L202 210L197 211ZM40 208H43L46 210L39 212L37 209H40ZM74 208H75V206L73 208H69V209H72V212H74L75 211ZM25 209H28V211H29L28 216H26L24 213ZM251 211H252V214H250ZM103 213H104L103 214L104 216L99 217V218L97 216H94L93 215L94 213H90L89 211L87 213H85L86 218L94 217L91 219L92 220H97V219L100 220V221L96 222L95 224L99 223L100 226L104 225L103 231H97V232H94V230H93V227H92L93 223L90 222L89 225H86L87 227H85L83 225L84 220H80V219H77V221L74 220L75 222H72V220L70 221L72 223L73 230L69 231V232L66 230H60L59 228L54 227V226L50 227L53 224L52 221H50L49 223L44 222V224H45L44 227L46 228L47 233L45 234L46 236L39 237V239H41V240L43 239L45 241H42L43 245H41V246H43L44 249L42 250V254H40L42 256H39L38 262L40 264H66L67 261H71L73 264H92V262L89 259H85L83 262H80V260H83V257H82V259H80L81 253L79 251H87V253L93 254L94 255L93 264H115L111 258L112 253H121V254L127 255L129 260L126 264H131L132 262H136V260H140L142 258V255L140 252L142 243H141V241L136 240V237H137L136 230H137L138 226H140V225H138V224L133 225V224L129 223L124 228V231L121 232L120 234L119 233H112V231L110 232L109 226H106V224H107V221L109 220L108 221V225H109L110 219H112L114 215L112 213H111L112 215H110L107 212H103ZM26 218H29L28 219L29 221H27ZM76 222H77V229L75 230ZM204 222H205V224H204ZM25 223H26V225H25ZM11 224H13V225H11ZM231 225H233V226H231ZM148 226L153 231L154 229L161 228L160 226H168V224H166V225L165 224H159V223H155V222L151 221V223H149ZM235 226H236V223H231L230 225L227 224L226 228L230 229L231 231H234ZM243 227L245 228L247 226H243ZM106 228H107V230H106ZM198 228L201 231L198 230ZM203 228H205V229H203ZM83 232H85V234H87V235L91 234V237H92L90 247L86 248V249H85L84 244L79 242V238H77V237L81 236ZM39 233H40V231H39ZM142 233H143L142 231H141V233H139L140 236L146 235V234H142ZM39 235L42 236V235H44V233L41 232V234H39ZM217 235H221V234L218 233ZM99 237L104 238L107 247L101 246L99 248V245H98ZM123 237L133 238L132 240H134V243H132V242L128 243V242L124 241L122 239ZM21 242H23L24 246H21V244H19ZM87 242L88 241H86V244H87ZM148 242H150V241L148 240ZM150 244H152V242H150ZM253 244H254V246H256L258 244V242L257 243L254 242ZM232 245H230V246H232ZM68 247L69 248L71 247V249H69ZM214 247H211V249H213ZM78 248H81V249H79V251H78ZM65 250H68V252H65ZM69 250H76V251H70L69 252ZM232 251H233L232 248H227L225 250V252H232ZM103 252H106L107 255H106V253H103ZM29 255H31V256H29ZM16 257H18V258H16ZM101 257L104 258L103 261H102ZM105 259H107V260H105ZM104 260H105V262H104ZM171 260H173L172 262L176 261L173 258ZM188 261L189 260H185V261L180 260V261L176 262V264H186V263H188ZM6 262L7 261L3 260V262H0V264H7ZM220 263H221L220 260H216L212 264H220ZM222 264H224V262ZM246 264H264V261L254 259V260L249 261Z\"/></svg>", "mask_w": 264, "mask_h": 264}, {"label": "water", "instance_id": "95a60500", "mask_svg": "<svg viewBox=\"0 0 264 264\" xmlns=\"http://www.w3.org/2000/svg\"><path fill=\"white\" fill-rule=\"evenodd\" d=\"M241 105V103L239 104ZM47 159V158H44ZM42 160V163L46 167H50L51 163L49 160ZM182 171L178 172L177 175L180 176ZM151 182H153V178H150ZM128 215L132 219H138L141 221H154L159 224H166L174 219V214L172 211L167 210L166 208L151 204V203H133L128 211ZM213 221L215 223L219 222V217H214ZM7 254V250L5 246H3V242L0 243V258L5 257ZM113 261L115 264H125L127 259L124 255L115 253L113 256Z\"/></svg>", "mask_w": 264, "mask_h": 264}]
</instances>
